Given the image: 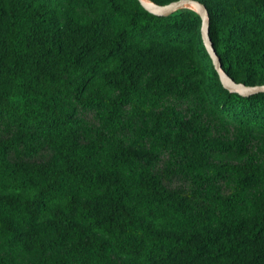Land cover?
I'll list each match as a JSON object with an SVG mask.
<instances>
[{
	"label": "trees",
	"instance_id": "1",
	"mask_svg": "<svg viewBox=\"0 0 264 264\" xmlns=\"http://www.w3.org/2000/svg\"><path fill=\"white\" fill-rule=\"evenodd\" d=\"M198 1L224 70L264 85V0ZM201 29L0 0V264H264V93L224 88Z\"/></svg>",
	"mask_w": 264,
	"mask_h": 264
},
{
	"label": "water",
	"instance_id": "2",
	"mask_svg": "<svg viewBox=\"0 0 264 264\" xmlns=\"http://www.w3.org/2000/svg\"><path fill=\"white\" fill-rule=\"evenodd\" d=\"M141 4L151 13L160 16H169L173 13L189 9L195 11L202 19V39L204 45L213 61L215 70L219 74L222 85L231 93H237L242 96H251L258 93H264V85L247 86L238 83L232 79L224 70L221 58L217 54L214 43L210 36V15L207 7L198 0H179L168 5H158L151 0H139Z\"/></svg>",
	"mask_w": 264,
	"mask_h": 264
}]
</instances>
